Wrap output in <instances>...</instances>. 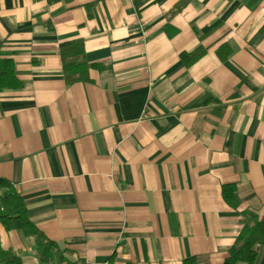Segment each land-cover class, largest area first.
<instances>
[{
  "label": "crops",
  "instance_id": "obj_1",
  "mask_svg": "<svg viewBox=\"0 0 264 264\" xmlns=\"http://www.w3.org/2000/svg\"><path fill=\"white\" fill-rule=\"evenodd\" d=\"M76 39L98 69L66 86ZM0 59L22 82L0 91V178L58 249L0 224L21 264H222L263 214L264 0H0Z\"/></svg>",
  "mask_w": 264,
  "mask_h": 264
},
{
  "label": "trees",
  "instance_id": "obj_2",
  "mask_svg": "<svg viewBox=\"0 0 264 264\" xmlns=\"http://www.w3.org/2000/svg\"><path fill=\"white\" fill-rule=\"evenodd\" d=\"M181 5L176 6L168 15L175 13ZM58 53L61 60V75L64 85L70 86L77 83L90 82L89 72L98 69L96 64H88L84 56L81 40H70L59 44ZM230 50L221 45L216 50V56L221 62L227 60ZM204 55V50L197 47L191 52L179 55L182 64L187 68ZM22 87V82L15 75L13 62L0 59V91H16ZM236 190L233 185L221 187V197L230 208L236 207ZM239 223L241 228L230 246L227 256L222 264H253L258 246H264V212L261 217L240 213ZM0 224L6 231H24L29 236L42 242L41 260L46 254L57 252L53 242L48 241L37 227L30 221L26 204L22 197L15 191L9 181L0 178ZM204 261L201 256H189L181 264H200ZM0 264H21V260L8 250L0 247Z\"/></svg>",
  "mask_w": 264,
  "mask_h": 264
},
{
  "label": "built area",
  "instance_id": "obj_3",
  "mask_svg": "<svg viewBox=\"0 0 264 264\" xmlns=\"http://www.w3.org/2000/svg\"><path fill=\"white\" fill-rule=\"evenodd\" d=\"M126 1H129V0H126ZM143 24L139 25L138 26V30L141 34H145V30L143 28ZM81 264H109L108 262H89V261H84L83 263Z\"/></svg>",
  "mask_w": 264,
  "mask_h": 264
}]
</instances>
